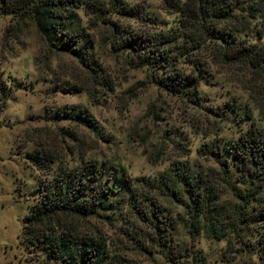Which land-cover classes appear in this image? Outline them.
I'll use <instances>...</instances> for the list:
<instances>
[{"label":"rangeland","instance_id":"rangeland-1","mask_svg":"<svg viewBox=\"0 0 264 264\" xmlns=\"http://www.w3.org/2000/svg\"><path fill=\"white\" fill-rule=\"evenodd\" d=\"M75 1L79 8L62 13L73 14L72 26L83 35L78 53L49 46L34 15L0 14V264L43 259L22 244L26 217L38 197L33 191L39 181L51 178L46 175L50 170H38L27 159L32 152L54 161L53 169L99 171L103 185L118 187L109 200L111 209L73 225L99 238L112 255L135 264H172L149 226L134 216L130 196L135 190L174 219L175 241L191 255L203 256L206 264H261L250 247L258 226L241 225L222 240L204 231L193 238L186 205L153 186L184 166L212 183L222 203L239 204L234 189L243 188L230 146L253 121L264 130V101L260 104L247 89L248 71L211 64L205 51L180 56V39L162 46L170 48L173 65L154 73L167 76L169 69L198 78L192 60H200L208 74L198 78L193 95L169 91L153 82L147 67H136L121 47L132 35L168 34L177 27L176 14L164 0ZM226 164L229 183L222 175ZM182 200L189 201L187 193Z\"/></svg>","mask_w":264,"mask_h":264},{"label":"trees","instance_id":"trees-1","mask_svg":"<svg viewBox=\"0 0 264 264\" xmlns=\"http://www.w3.org/2000/svg\"><path fill=\"white\" fill-rule=\"evenodd\" d=\"M164 2L176 14L178 25L168 34L132 35L123 39L121 47L129 51L134 65L147 67L153 82L160 87L193 95L191 89L198 86L200 78L205 77L202 74H208L205 62L192 60L201 75L199 79L183 77L169 69V75L159 77L153 71L173 65L170 48L162 46L181 39L180 56H191L189 53L196 50L205 51L209 53L211 64L239 66L247 70L250 75L247 89L263 105L264 44L261 41L264 40V0ZM80 5L75 0H0V14L34 15L49 46L62 52L78 53L75 47L83 40V35L72 26L73 14L68 18L62 12ZM135 12L132 11V14ZM226 108L229 107H225V113L228 111ZM246 116L253 120V111H248ZM76 117L80 118L78 114ZM255 124L253 121L251 128L230 146L234 158L232 165L243 188L239 191L234 189L239 204L227 206V203H222L212 183L201 176H194L184 166L172 170L174 174L161 176L159 183L153 186L186 205L191 214L188 228L193 238L204 231L222 240L238 232L241 225L258 226L255 229L257 239L250 243V247L264 264V130ZM46 157L38 152L27 154V159L36 169L50 170L46 175L51 178L39 181L33 191L38 197L26 217L22 237L26 249L37 254V260L43 258L39 264H135L112 255L99 238L79 233L73 226L78 218L91 217L100 210L111 209L109 200L118 187L103 185L99 171L93 170L88 174V170L53 169L54 161ZM222 175L223 180L229 183L231 169L228 164L223 168ZM128 189H131L130 186ZM185 193L189 196L187 202L182 200ZM130 197L134 216L152 230L156 246L167 261L172 264H206L203 256L191 255L188 247L175 241L174 219L165 216L154 200L145 201L135 190ZM252 208H256L257 213L249 212Z\"/></svg>","mask_w":264,"mask_h":264}]
</instances>
